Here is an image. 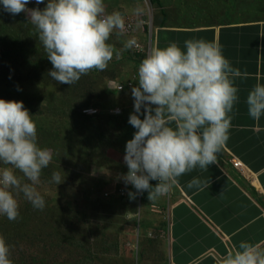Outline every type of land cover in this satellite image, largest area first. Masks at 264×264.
<instances>
[{
	"label": "clouds",
	"instance_id": "clouds-1",
	"mask_svg": "<svg viewBox=\"0 0 264 264\" xmlns=\"http://www.w3.org/2000/svg\"><path fill=\"white\" fill-rule=\"evenodd\" d=\"M29 2L0 0V5L11 15L25 14L52 65L48 75L58 83L72 85L94 69L104 71L113 56L120 59L124 50L145 55L135 85L118 91L113 83L127 84L131 78L111 82L112 90L119 94L131 90L133 101L128 123L135 131L125 144L127 172L119 177L136 190L128 192L130 199L137 195L141 199L147 191L148 200L157 201L172 191L181 176L217 164L232 128L230 113L238 101L234 81L247 76L233 67L218 43L186 39L183 50L170 42L165 47L153 46L145 54L133 47L136 41L147 45L151 39L142 42L139 38L150 35L143 32L135 37L141 33L138 28L126 35V18L119 11L107 12L104 0H35L43 8H29ZM133 12L139 17L143 8L137 6ZM113 33L117 38L130 36L120 50L108 42ZM260 79L257 77L245 99L256 131L264 130L259 125L264 116V83ZM52 159L53 151L38 145L36 123L23 102L0 98V216L10 221L19 217L17 197L21 194L34 209H44L45 199L37 185ZM63 178L53 172L51 180L57 185ZM209 183V179L193 176L187 187L204 191ZM121 190L125 194L121 188L120 195ZM148 236L162 237L152 229ZM10 254L11 246L0 235V264H13ZM215 264H264V246L242 240L238 247L218 254Z\"/></svg>",
	"mask_w": 264,
	"mask_h": 264
},
{
	"label": "trees",
	"instance_id": "trees-1",
	"mask_svg": "<svg viewBox=\"0 0 264 264\" xmlns=\"http://www.w3.org/2000/svg\"><path fill=\"white\" fill-rule=\"evenodd\" d=\"M206 1L208 0H204V2ZM228 1L235 5L240 4V0ZM162 2L163 0H148V5L153 9V28L160 26V24L162 26L166 24H208L210 22L206 19L216 14V12H206L200 8L195 9L201 3L195 2L194 16L188 21L187 8L180 15L176 13L178 8L175 7L176 15H171L165 5L159 8V4ZM37 7L43 8L44 4ZM140 7H142L141 4ZM182 8L184 7L180 6L181 10ZM182 14H186V16L184 17ZM1 16L4 19H0V98L8 100L10 93L15 92L12 100L22 101L36 123L38 145L56 149L57 153L54 159L47 168L42 170L41 183L47 185L51 181L53 172H59L61 177H64V180L59 184V190H56L55 193L45 195L41 192L45 199L43 210L34 209L21 194L17 197L20 205L19 217L15 221H10L6 216H0V235L11 246L10 258L13 264H129L126 259L122 261L117 259L122 256L119 235L114 230L109 231L108 224H103L104 222L107 223L109 217L113 219V224L118 221L119 217H121L122 225L127 222L132 223L134 228H139L138 240L157 239L161 241L160 250L163 249L164 243L161 240L163 238L159 236L149 237L148 232L152 226L144 227L142 220L145 218L147 210H138L140 204L144 208L148 205L147 191L143 193L141 199L138 195L135 199L129 198L128 192L136 191L130 186H121L125 189L124 195H120L119 191L117 194L108 193L107 198H112V195H115L118 200L122 201L120 208L106 207L100 199L93 208L82 206L77 199L63 196L60 191L69 180H77L78 184L91 182L86 176L89 173V164L94 165L98 162L97 166H102L103 162H108L109 159L106 155L108 149H118L120 153L124 154L126 141L132 138L135 131L131 125L126 129L125 117L109 112L112 106L107 104L102 105L104 109L94 115H88L82 111L89 106H94L90 105L89 102L100 99L103 95L111 96L108 101L113 102L112 95L117 94V92L108 93L106 89H103L101 87L103 79L117 78L118 81L125 82L130 78H122L121 80L113 70L98 71L94 69L87 75L81 76L72 85L58 83L48 75L52 65L47 59L38 36L24 35L21 32L19 34L15 30V27L34 29L31 23L27 22L24 17H18L17 19L21 20V26L17 19L13 23L11 16L10 18L5 17L7 15ZM123 16L126 17L124 14ZM226 16L232 17L234 15L229 13ZM199 20L203 22H197ZM235 21L239 22V20H227L225 22ZM114 37H117L115 33L112 35V38ZM15 45L18 50L16 57L13 58ZM28 51L33 53L32 58L28 56ZM131 52L132 50L128 49L123 52V55L128 56ZM132 54L134 55L132 61L138 68L145 55L133 52ZM11 58H13V62L9 65L8 62ZM116 62L114 64V61L110 66H117L118 60ZM30 71H36L37 77L43 78L45 76L49 81L44 86L40 84L33 88L30 91L33 93L30 95L32 98L26 95ZM10 75L12 79L8 80L7 76ZM39 91L44 93L41 94ZM46 91H50L48 98H51L58 110L53 113L54 120L52 122L47 121V126L41 120L45 118L44 113L37 117L33 116L35 108L41 106L40 108L43 110ZM120 94L128 95L127 91ZM69 163H73L74 168L69 166ZM17 175L22 174L17 172ZM58 191L57 195L56 192ZM158 203L159 201H154L153 205ZM151 212L153 213L151 214L152 217L157 213L152 209ZM121 229L123 226L120 227ZM24 243L31 244L27 250L22 248ZM16 254H19V257H16ZM163 258V264H166L164 254ZM141 261L138 256L133 258L132 264H141Z\"/></svg>",
	"mask_w": 264,
	"mask_h": 264
},
{
	"label": "crops",
	"instance_id": "crops-1",
	"mask_svg": "<svg viewBox=\"0 0 264 264\" xmlns=\"http://www.w3.org/2000/svg\"><path fill=\"white\" fill-rule=\"evenodd\" d=\"M138 17L140 34L146 33L143 19ZM170 18V16H169ZM150 47H165L176 42L183 50L186 39H204L220 45L223 55L246 77L236 78L238 101L234 105L229 139L218 154L217 164L207 171L199 168L181 176L171 195L165 199L167 223L151 227L164 240L166 264H215L217 255L225 254L233 245L249 241L264 246V130L256 131L247 113L248 91L264 83V20L208 23L199 25L157 26L148 28ZM136 74L131 81L136 84ZM131 93V90L128 91ZM132 97V96H131ZM264 129V116L259 121ZM245 165L233 166V160ZM193 176L209 179L204 191L188 188ZM223 193L220 195V193Z\"/></svg>",
	"mask_w": 264,
	"mask_h": 264
},
{
	"label": "rangeland",
	"instance_id": "rangeland-1",
	"mask_svg": "<svg viewBox=\"0 0 264 264\" xmlns=\"http://www.w3.org/2000/svg\"><path fill=\"white\" fill-rule=\"evenodd\" d=\"M195 2H201L200 5L195 8L196 3ZM106 11L112 12V11H119L124 14L126 19H131L133 21L137 22L138 16H136L133 12V10L137 6H142L143 13L140 15L141 17H145L143 19V27L146 29V33L148 34V28L153 29L152 26V18H153V9L148 5V0H104ZM40 5V4H39ZM35 3V0H30L27 7L33 8L39 6ZM165 5L166 9L169 10V13L171 15H176V13H179L181 15V12L188 9V21L193 18V8L195 9H203L206 12H216L215 15L209 17L206 19V21L210 23H222L227 20H239V21H247V20H264V0H240V4L235 5L232 2L226 0H208L204 2V0H163L161 4H159V8H162ZM180 6H183L182 10L180 9ZM175 7L178 8L177 12L175 13ZM150 9V10H149ZM229 13H233L234 16L228 17L226 16ZM0 15H7L5 17L10 18V16L13 19V23L18 17L25 18L26 16L24 13H20V15H11L7 12H4L2 9V5H0ZM9 15V16H8ZM182 16H186V14H182ZM0 19H4L3 16L0 17ZM27 22H30L26 20ZM18 24H21V20L17 19ZM197 22H203L202 20H199ZM12 23V24H13ZM19 27V26H18ZM15 30L18 31L20 34L23 33L24 35H31L35 37L36 31L35 29H25V28H16ZM128 37V36H127ZM125 35L123 38H117L112 36L109 39V43H111L115 49L120 50L123 48V41L127 39ZM142 38V36H141ZM141 43V42H140ZM142 46L144 43H141ZM18 47L15 45L13 47V58L17 55ZM121 53V58L116 59L115 55L113 56V59L109 62L108 67L106 69H109L110 71L113 70L119 79L122 80V78H133L134 75L137 73L136 66L134 65V55L132 52L128 56H124L123 52ZM28 56L32 58L33 53L27 52ZM131 56V58H130ZM13 58L9 60V65L13 62ZM116 60H118V64L110 66L111 63L115 61L114 64H116ZM36 71H30L29 73V79L27 82V96L31 97L30 95L33 94L30 92L33 88L37 87L40 84L46 85L49 83V81L44 76L43 78L37 77ZM7 79H12V76H7ZM52 80V79H51ZM117 78H105L102 81V88L106 89L108 93H110L112 90L111 82L116 81ZM41 94H43V91H39ZM48 92L46 91V100L44 101L45 105L43 107V110L40 108L41 106L35 108L33 110V116L37 117L40 116L42 113L45 114V118H42L41 120L45 123L44 125L47 126V121L52 122L54 120L53 113L55 111H58L57 108L52 103L51 98H48ZM15 95V92H11L8 100H12L13 96ZM111 97L109 95H103L100 99L92 100L89 102L90 105L86 109H93L97 110V113L101 112L104 108L105 104L112 106V109L109 111L112 114H116L117 116H124L125 120L127 121V128H129L130 124L128 123V117L129 114L133 112V101L131 98V93H128V95H121L119 93L112 95L114 98L113 102L108 101V98ZM32 98V97H31ZM86 105V104H85ZM89 115V114H88ZM94 115V114H93ZM141 118H143L141 116ZM134 129V128H133ZM135 130V129H134ZM56 133V132H54ZM40 147H44L39 145ZM46 148H50L53 151V159L56 155V149L53 147L47 146ZM125 152V150H124ZM108 162H103L102 166H97V163L94 165L89 164V173L86 174L89 181L85 184H78L77 180H69L66 186L62 190L63 196H67L73 199H77L82 206H89V207H95L97 205L98 199L103 201V204L106 207H121V202L118 200V197L112 194H117L119 191V187L126 186L122 179L119 177L121 174H125L127 172V166L123 161L124 154L120 153L118 149H108L106 151ZM52 159V160H53ZM72 162V161H71ZM73 164V163H72ZM72 164H68L69 166H72ZM73 167V166H72ZM79 167V166H77ZM74 168V167H73ZM95 179V180H94ZM64 180V179H63ZM93 181V182H92ZM151 184L155 185L156 183L154 181H150ZM65 185V184H64ZM128 186V185H127ZM37 188L40 192H43L45 195H51L55 193L56 190H59V184H55L52 182V180L46 185L44 183H40L37 185ZM123 188V187H121ZM145 192V191H144ZM57 195L59 193L56 192ZM105 193H112V198H107L105 196ZM146 200L148 205H146V208L141 206L138 207L139 209H146V215L145 218H143L142 222L144 223V227L147 226H154L156 223L157 225H162L164 228L166 227L167 223V216H166V208H165V199L168 198L171 195V192L159 198L157 201L159 203L157 205H153L154 201L148 200V193L146 192ZM145 197V196H144ZM162 203V204H161ZM155 207V208H153ZM109 209V208H108ZM106 209V210H108ZM151 209L157 213L152 217ZM142 213V212H141ZM112 217V216H111ZM152 218V220H151ZM151 221V222H150ZM126 222V221H125ZM151 223V224H150ZM103 224H108L107 227L109 228V231H116L119 235V240L121 244L122 249V256L118 257L117 259L119 261H122L123 259H126V261L129 262V264H132L133 258L140 257L141 264H163L164 258L163 253L160 250L161 241L155 240V239H137L138 230L137 228H134L133 224L130 222H127L122 225L121 217H119L118 221L113 224V219L110 217L107 218V223L104 222ZM115 225V226H114ZM121 225V226H120ZM123 229L120 230V227ZM119 227V228H118ZM154 234V233H153ZM163 238V237H162ZM162 242H164V239H161ZM140 241V243H139ZM154 241V242H152ZM30 243H24L22 248L28 249L30 247ZM16 257H19V254H16Z\"/></svg>",
	"mask_w": 264,
	"mask_h": 264
},
{
	"label": "built area",
	"instance_id": "built-area-1",
	"mask_svg": "<svg viewBox=\"0 0 264 264\" xmlns=\"http://www.w3.org/2000/svg\"><path fill=\"white\" fill-rule=\"evenodd\" d=\"M125 23H126V27H127V31L125 33L126 35H132L133 33L136 32V30H137V28H136L137 27V23L136 22H134L133 20H130V19H125ZM133 49L136 52H141V53L143 52V53L147 54V52L150 50V47L148 45H143L142 46L141 43H139L138 41H136V45L133 47ZM125 86H127L129 88L131 86H133L132 81L127 82V84L113 83V87L115 89H117L118 91L124 90L125 89ZM86 110H89V111H85L84 110V112L86 114H94L96 112L93 109H86ZM232 164H233L234 167H236V168H238L240 170H244L243 167H245V165H243V163L240 162L239 160H237V159L233 160ZM121 194L122 195L124 194V192H122V190H121ZM105 195H107V194H105Z\"/></svg>",
	"mask_w": 264,
	"mask_h": 264
}]
</instances>
